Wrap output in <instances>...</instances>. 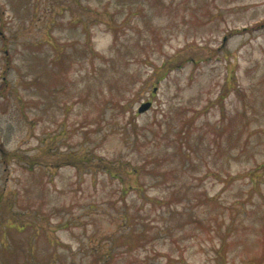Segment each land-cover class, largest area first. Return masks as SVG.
<instances>
[{"label":"rangeland","instance_id":"rangeland-1","mask_svg":"<svg viewBox=\"0 0 264 264\" xmlns=\"http://www.w3.org/2000/svg\"><path fill=\"white\" fill-rule=\"evenodd\" d=\"M112 245L264 264V0H0V264Z\"/></svg>","mask_w":264,"mask_h":264},{"label":"trees","instance_id":"trees-1","mask_svg":"<svg viewBox=\"0 0 264 264\" xmlns=\"http://www.w3.org/2000/svg\"><path fill=\"white\" fill-rule=\"evenodd\" d=\"M109 169H110V167L108 165V170ZM139 235L136 237V240L137 241L139 239ZM143 237H144V234H143ZM107 251H108V253L101 254L100 250L97 249V264H113V258H110L111 256L114 257V248H113V245L110 246V247H108V250Z\"/></svg>","mask_w":264,"mask_h":264},{"label":"water","instance_id":"water-1","mask_svg":"<svg viewBox=\"0 0 264 264\" xmlns=\"http://www.w3.org/2000/svg\"><path fill=\"white\" fill-rule=\"evenodd\" d=\"M156 90V89H155ZM152 105V102L150 101H147V102H143L141 104V106L139 107V112H144L146 111L147 109H149Z\"/></svg>","mask_w":264,"mask_h":264}]
</instances>
